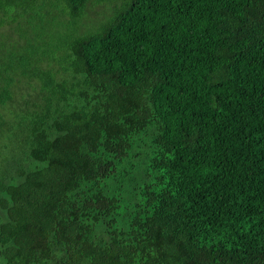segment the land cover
<instances>
[{"label":"trees","instance_id":"obj_1","mask_svg":"<svg viewBox=\"0 0 264 264\" xmlns=\"http://www.w3.org/2000/svg\"><path fill=\"white\" fill-rule=\"evenodd\" d=\"M0 264H264V0H0Z\"/></svg>","mask_w":264,"mask_h":264},{"label":"rangeland","instance_id":"obj_2","mask_svg":"<svg viewBox=\"0 0 264 264\" xmlns=\"http://www.w3.org/2000/svg\"><path fill=\"white\" fill-rule=\"evenodd\" d=\"M109 6L108 5H97L95 6L93 9H91L90 11H88V16H86V19H90V18H95V19H98L100 18L101 14L103 13H107L109 11ZM96 14H98L96 16ZM96 16V17H95ZM51 37H54L55 36V33L54 32H51L50 33Z\"/></svg>","mask_w":264,"mask_h":264}]
</instances>
